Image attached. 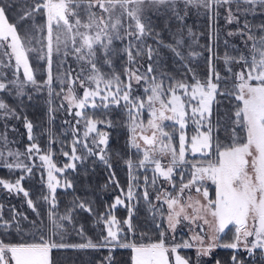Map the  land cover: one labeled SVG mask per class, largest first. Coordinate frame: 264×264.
I'll use <instances>...</instances> for the list:
<instances>
[{"label":"snow or ice","instance_id":"snow-or-ice-1","mask_svg":"<svg viewBox=\"0 0 264 264\" xmlns=\"http://www.w3.org/2000/svg\"><path fill=\"white\" fill-rule=\"evenodd\" d=\"M192 12L209 22L203 78L187 62L202 55L185 44V31L198 43L185 23ZM221 30L230 48L223 57L214 50ZM162 50L185 71L169 72ZM29 89L47 92L50 122L59 110L71 117L62 133L71 141H59L67 162L59 166L51 130L41 149L23 113ZM22 118L30 141L23 152L10 147L17 141L8 135L17 131L9 122ZM0 122V167L22 173L0 178V187L23 194L35 215L15 206L6 215L0 204V264H56L54 252L64 249H108L102 264H114L116 249L130 250L127 264H204L218 248L233 250L231 264H246L241 251L264 264V0H0ZM118 126L127 129L132 153H116L127 168L126 188L115 178L109 147L108 129ZM90 158L106 166L120 194L102 214L75 195L60 213L57 190L73 189L64 174ZM34 168L46 169V215L23 186ZM141 201L150 219L144 231L133 224ZM118 207L127 209L123 220ZM78 211L103 225L97 241L86 236ZM180 228L186 239L177 237ZM73 233L82 242L68 243ZM182 250H194L195 259Z\"/></svg>","mask_w":264,"mask_h":264},{"label":"trees","instance_id":"trees-1","mask_svg":"<svg viewBox=\"0 0 264 264\" xmlns=\"http://www.w3.org/2000/svg\"><path fill=\"white\" fill-rule=\"evenodd\" d=\"M188 27H191L193 32L198 36V43H194L192 38L187 37L185 31V44H191L192 50L202 53V55L187 61L189 66L196 72V74L203 78L207 73V58L209 52L207 51V46L210 41L208 38V20L203 15H196L195 12H192L187 20L185 21ZM220 26L223 28V21H220ZM201 33L203 35H201ZM164 38L166 42H171V38L167 33H164ZM223 30L220 33V40L218 41V46L215 47V52L223 57L225 51H230L226 49L223 44L224 39ZM230 44H239L238 38H228ZM151 43V41H149ZM119 47V45H117ZM164 51L165 56L167 57L166 64L167 70L174 74H179V72L185 71L181 66V63L174 59L172 54L166 50ZM185 54L187 50L183 49ZM217 66L221 69L223 68L222 60L217 61ZM35 66V65H34ZM37 79H43V65L36 67ZM55 86V85H54ZM32 99L28 100L25 97L23 105V113L27 116L33 125V135L36 138V141L40 144L41 149L46 150L49 141V130L54 135L57 140V143L52 145V149L55 153L53 156L54 161L57 165H61L67 162V158L64 157L61 152L60 140L70 142L71 136H64L62 133L67 129V125L64 124L66 119H71L67 113L63 110L56 111L54 113L55 119L51 122L49 121L48 109L49 105L47 103L48 96L46 91H41L36 93L31 89L28 90ZM14 103L13 101H9ZM58 100H53V107H56ZM19 110V109H18ZM114 119L122 120V117L119 113H113ZM10 125H14L17 129L16 132L9 131L8 135L11 140L17 141V143L10 145L14 149H19L21 152L25 150V147L30 143L27 138V130L23 124V118L20 121L12 120L9 122ZM0 130H2V122H0ZM110 132V141L109 147L113 153L112 159V170L115 172V178L120 181L121 187L127 185V168L124 165V160L118 158L116 153H120L121 157H127L132 154L130 150L126 147V141L128 138L127 129L124 127H114L108 129ZM64 150L68 151V144L64 145ZM95 158H90L88 163L84 166H77L76 173L71 171L66 172L64 175L73 182V189H69L66 192L63 189L57 190V199L59 201L58 211L63 213L66 208L70 205L73 200L74 195L86 199L92 203L93 208L96 210L97 214H102L105 212L108 205H110L114 197L119 195V191L116 189L114 184L109 183V172L105 165L100 162L95 164L92 161ZM133 159L135 156L133 155ZM37 165L40 164L38 159L35 160ZM88 169L87 175L84 174V169ZM94 168V170H93ZM44 173L46 180V169L34 168L33 175L31 177H26L23 181V186L26 190L29 191L30 197L37 206V210L42 214L46 215L48 210V205L41 199L42 195L47 194L45 181L41 179V174ZM22 173L19 171L10 172L7 168L0 167V178L6 180H14L18 178ZM107 185V188L104 186ZM210 193H214V186L209 185ZM0 204H3L5 207V214L7 215L8 209L11 206H15L18 211L24 212L29 216L30 219H35V215L32 210L28 207L25 202L23 194H9L2 187H0ZM127 209L123 207H118L115 210V215L118 219H125L127 217ZM77 219L80 223L84 225L85 233L88 238H91L94 242L99 239V235L103 230L102 224L95 223V217L89 216L86 212H77ZM133 224L137 227L139 231H144L146 225L150 226L149 212L147 205L141 201L140 204L136 207V215L133 216ZM234 231V230H233ZM233 232L229 231L224 236L225 240H230ZM181 235V236H180ZM177 237L186 239L188 237L187 229L180 228L177 230ZM13 239H15L13 237ZM68 243H79L82 242L81 238L76 236L74 233L67 237ZM182 254L191 256L195 259L194 250H182ZM233 250L218 248L212 254V259H205L204 264H213L214 260L219 259L221 264H231V256ZM109 255L108 249H101L99 251L88 249V250H76V249H64L54 252V259L56 264H102L104 257ZM111 255L114 257V264H127L129 257L131 255L130 250L128 249H116ZM239 258L244 259L246 264H253V261L246 256L242 251L239 253ZM255 264H260L259 258L255 261Z\"/></svg>","mask_w":264,"mask_h":264},{"label":"rangeland","instance_id":"rangeland-1","mask_svg":"<svg viewBox=\"0 0 264 264\" xmlns=\"http://www.w3.org/2000/svg\"><path fill=\"white\" fill-rule=\"evenodd\" d=\"M188 235H189V233H188ZM181 236V235H180Z\"/></svg>","mask_w":264,"mask_h":264}]
</instances>
